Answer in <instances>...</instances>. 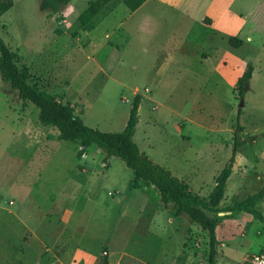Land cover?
Wrapping results in <instances>:
<instances>
[{
	"label": "rangeland",
	"instance_id": "obj_1",
	"mask_svg": "<svg viewBox=\"0 0 264 264\" xmlns=\"http://www.w3.org/2000/svg\"><path fill=\"white\" fill-rule=\"evenodd\" d=\"M0 1L11 4L0 16V38L34 81L102 132H120L134 96H144L135 144L200 197L227 166L234 136L245 142L220 208L260 194L264 217V48L205 39L195 22L210 0H151L135 12L122 0H72L57 14L40 11L41 0ZM257 1L254 14L255 0H237L230 10L249 8L247 27L264 36V0ZM93 2L102 7L84 24ZM250 66L240 97L235 85ZM37 115L0 80V264H206V232L164 209L153 187L132 189L119 158L104 164L92 147L77 161L78 147L57 140ZM209 215L224 227L242 213ZM253 221L216 246V264H242L244 254L264 248V227ZM23 226L34 235L24 245L30 232Z\"/></svg>",
	"mask_w": 264,
	"mask_h": 264
},
{
	"label": "trees",
	"instance_id": "obj_2",
	"mask_svg": "<svg viewBox=\"0 0 264 264\" xmlns=\"http://www.w3.org/2000/svg\"><path fill=\"white\" fill-rule=\"evenodd\" d=\"M72 0H41L39 10L57 14L62 12ZM147 0H122L130 12H135ZM11 7L10 3L0 1V16ZM101 4L90 3L89 8L81 15V21L86 24L100 10ZM209 22V19H205ZM227 43L237 49L243 45V41L237 37H228ZM18 55L0 38V80L8 84L11 90L23 104L31 103L37 110V119L42 126H51L57 130V140L75 144L79 149L75 158L80 160L87 149L95 146L105 154L103 163L107 164L110 157L119 158L131 171L130 187L138 189L141 185L153 187L158 195L164 209H170L174 217L186 216L191 223L196 224L201 231L207 233L209 249L206 264H216L218 245L215 231L222 220L221 217H211L209 214L220 213H247L254 220L259 221L264 227V217L256 208L257 200L263 195H251L244 200H236L232 205L220 208L224 198L226 184L231 176L236 151L245 142H239L234 136L232 157L227 166L215 179V184L206 197H200L193 192L188 184L175 177L172 173L154 163L145 153L139 150L133 137L139 120L138 109L143 100L141 95H135L129 116L124 128L120 132H102L98 129L88 127L83 120L74 114L69 105H62L50 95L38 81H34L29 67L18 65ZM253 68L250 66L237 80L235 92L240 97L249 89ZM239 132L240 130L237 129ZM234 134H237L234 131ZM81 170L82 167L78 166ZM209 215V216H208ZM100 264H110L107 258H103Z\"/></svg>",
	"mask_w": 264,
	"mask_h": 264
},
{
	"label": "crops",
	"instance_id": "obj_3",
	"mask_svg": "<svg viewBox=\"0 0 264 264\" xmlns=\"http://www.w3.org/2000/svg\"><path fill=\"white\" fill-rule=\"evenodd\" d=\"M150 1L151 0H147L140 8H142L144 5H146ZM236 1L237 0H210L209 10L206 12L204 16L201 17L200 22L197 21L195 22V24L199 25V29L201 30V33L204 34L205 39H208L209 37H214V38H219L220 40H226L227 42V38L232 36V37H237L243 41V45L241 47L248 46V48L252 50L263 49L264 48V36L260 35L257 32L252 31L251 29L247 27V25H249V20L251 19L250 12L254 14V12H256V10L261 6V3H259V1L256 2L255 0V2H253L254 5L252 9L250 10V12L247 11L249 8H247L246 10L243 5H239L238 9L233 10L234 11L233 12L230 9L234 6ZM251 4L252 2H250V5ZM244 10L248 13L246 14V16H244V13L242 12ZM205 19H209L210 21L205 22L204 21ZM253 72H252V75H253ZM92 147H95V146H91L90 148ZM90 148L87 149L86 153L82 156L80 161H82L84 158L87 157ZM78 149L79 148L75 149V151H77ZM83 169L84 168H82V170ZM226 187H227V184H226ZM249 216L250 215L247 213H242V215L239 216L238 219H233L230 225H228L227 222L224 227L223 226L219 227L220 226L219 225L215 231L216 240L218 243L217 247H219L220 245V247L222 248L224 246L223 242L227 240L230 241V240L235 239L236 231L240 228L242 224L248 223L250 227L254 221L252 217L250 218ZM14 218L16 219V216H14ZM260 225L262 228L263 224L260 223ZM23 230L30 232V236L27 239H24V240L22 239L23 245H24V243L27 244L28 241L34 235L30 231V229L25 226H23ZM45 249L47 250L48 247L45 246ZM263 249L264 248H261L260 251ZM218 251H219V248H217V252ZM218 255L219 253H217V257ZM245 256L246 254H244V256L242 257V260H244Z\"/></svg>",
	"mask_w": 264,
	"mask_h": 264
},
{
	"label": "built area",
	"instance_id": "obj_4",
	"mask_svg": "<svg viewBox=\"0 0 264 264\" xmlns=\"http://www.w3.org/2000/svg\"><path fill=\"white\" fill-rule=\"evenodd\" d=\"M242 264H264V249L246 256Z\"/></svg>",
	"mask_w": 264,
	"mask_h": 264
},
{
	"label": "water",
	"instance_id": "obj_5",
	"mask_svg": "<svg viewBox=\"0 0 264 264\" xmlns=\"http://www.w3.org/2000/svg\"><path fill=\"white\" fill-rule=\"evenodd\" d=\"M240 106H243V104L241 103Z\"/></svg>",
	"mask_w": 264,
	"mask_h": 264
}]
</instances>
